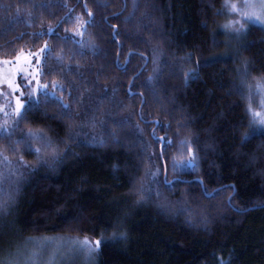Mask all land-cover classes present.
<instances>
[{
	"label": "trees",
	"instance_id": "trees-1",
	"mask_svg": "<svg viewBox=\"0 0 264 264\" xmlns=\"http://www.w3.org/2000/svg\"><path fill=\"white\" fill-rule=\"evenodd\" d=\"M135 2L134 9L133 0H0V58H13L20 48L35 51L47 41L42 80L65 86L32 99L34 106L10 135L0 134V149L39 163L24 147L42 148L27 136L29 129L42 130L61 149L70 146L55 168L38 164L24 176L0 255L28 236L64 234L109 237L95 264H264V135L257 131L241 142L250 131L247 99L233 91L245 57L251 60L249 78L264 80V29L251 25L231 41L221 28L224 0ZM78 16L92 21L82 36L76 35ZM41 30L44 35H33ZM225 39L240 48L239 59L212 56L225 48L215 42ZM79 40L91 46L73 56ZM57 55L71 71L62 70ZM189 69L196 71L185 80ZM61 94L71 115L60 106ZM161 138L171 143L165 146ZM185 138L189 144L182 150ZM188 146L197 153L196 167L173 171L174 159L188 158ZM165 165L167 178L181 181L171 190L146 175L159 166L163 181ZM141 178L167 201L153 195L137 203L133 183L138 187ZM113 232L127 238L113 240Z\"/></svg>",
	"mask_w": 264,
	"mask_h": 264
},
{
	"label": "snow or ice",
	"instance_id": "snow-or-ice-1",
	"mask_svg": "<svg viewBox=\"0 0 264 264\" xmlns=\"http://www.w3.org/2000/svg\"><path fill=\"white\" fill-rule=\"evenodd\" d=\"M226 4L229 7L231 12L237 13V18L228 21L222 27L225 29V36L236 35L239 36L243 34L248 26L252 23L259 24L264 27V0H240L239 6L237 3L231 2V0H225ZM138 7L135 0H133V8ZM21 9L19 7L16 8V12L19 13ZM29 15H31L29 13ZM89 17L92 16L91 11L88 13ZM131 15V14H130ZM130 17H126L128 19ZM11 19V17H9ZM77 28L76 35L82 36L83 29L89 23H91V19L84 20L82 17H76ZM47 33L52 34L54 31V26L49 25L47 28ZM45 34V30H41L40 32L34 33V36H42ZM61 39H68L67 35L60 37ZM79 44V50H73L72 55H78L82 53V50L86 46L83 40L76 41ZM223 43L225 48L223 51L212 53V56L217 58H229V59H239L240 58V48H233L228 39L222 41H216L215 44ZM50 46L45 41L44 45L37 49L36 52H32L31 50L25 51L24 48H20L19 51L13 58H0V65H8L7 75L4 74V70L0 68V81L5 82L8 88L11 90V94L14 95L15 99V107L12 109L14 113L15 123L12 127H15L19 124L20 119L25 118V113H27L31 107L34 105L29 101L28 98L32 97L34 93H36L39 89H48L49 85L47 83H41L40 73L43 70L42 59L46 53L50 51ZM46 58V57H45ZM58 63L63 65V69H68L71 71L69 65L63 64V57L57 55ZM145 59H147L145 57ZM159 56L158 50L153 49V63L156 65L158 63ZM205 60H209V57H205ZM200 62L197 61V64ZM250 58H243L241 60V64L237 66L236 71L239 75V82L234 85L233 91L240 94L242 98L247 97L251 100L254 89L264 94V83L260 82L259 78L253 77L252 79L256 80V84L253 83L249 79L250 75ZM23 65H28V67H24ZM80 64L77 61L75 65V70L79 73ZM158 68H154V72L158 71ZM195 69H189L187 73H185V80L192 78L191 74L195 72ZM15 74H22L24 76V80L26 81L27 87L31 89V91L25 93L22 90V85L20 82H17L15 79ZM82 75V73H79ZM31 77V79H29ZM155 77L150 75L148 77L149 80L154 79ZM99 79V77H97ZM35 84V87L32 85ZM51 87L53 90L55 89H63L65 86L58 80L51 81ZM102 91L105 92L107 90V84L100 86ZM70 91V89H69ZM85 91H89L85 89ZM16 93H19L18 95ZM54 94V92H53ZM45 96L48 95V92L45 91ZM83 93H81V97ZM60 106L64 111L71 115L72 106L69 103H65L63 100V95L58 98ZM82 103V99L80 100ZM39 100L37 99L36 105H38ZM102 103V101H101ZM245 113L247 115V122L249 125L250 131L244 133L241 136V142H247L253 135L256 134L257 130H259L261 135H264V112L253 109L251 103H249L245 107ZM78 115L80 113H77ZM7 116L8 113H5ZM91 122L93 125L97 122L95 116L91 118ZM101 124L104 123L103 120L99 121ZM126 122V121H125ZM243 123V121L241 122ZM139 128V125H136ZM9 125L7 120H5L2 124H0V130H7ZM10 135V133H8ZM27 136L32 139H38L41 141L42 148L45 150V155H41L42 148L35 147L31 143H25L24 147L26 150H33L37 156L38 162L50 169H53L57 166L58 162H61L65 156L69 154L70 146H67L66 149L59 148L56 144H54L51 137L47 136L42 130L33 131L32 129L28 130ZM112 137L114 142H119L118 137L115 134V131L112 132ZM103 141V137H101V142ZM162 143H171V141H164L161 138ZM17 145L21 143V141L15 142ZM181 149L183 150L184 145H188L189 141L187 138L182 139L180 141ZM15 150V149H14ZM188 158L187 160L174 159L172 162V170L179 171L185 165L191 166L193 168L196 167L197 161V153L193 150L191 146L187 147ZM155 155V154H151ZM159 155L162 157L164 152L161 151ZM4 160L7 161V157H4ZM19 160L22 161L23 157H19ZM11 163L10 161L8 162ZM31 167H36L35 165ZM164 179L163 181L159 180L158 177L161 175V168L156 166L154 168H148L146 170V175L150 178L152 184H163L169 190L173 188L176 183L181 182L180 177H173L172 180L167 178V166L165 165L163 168ZM5 173L0 171V177H3ZM7 176L10 177V183L7 188H0V239L3 237L10 235V223L7 220V216L10 214L9 210L15 205L17 201V196L20 191L21 181L24 179V173L18 167L11 168L10 171L7 172ZM133 194L137 196V203L141 201H145L151 196L155 195L157 198L163 197L165 201H167V197L164 196V193L161 192L158 188H153L151 184L146 185L143 178L139 180V186L137 187L136 183H133ZM163 206V205H161ZM72 219H76V217H72ZM14 223V222H13ZM111 239H126L125 232H113L111 234ZM105 239H109V237L96 238L94 240L89 239L88 237L73 238V237H64V236H43V237H35L28 236L23 240L19 241L14 248H11L7 251L6 254L0 255V264H67L71 257L75 255H83L88 264H95V256L97 254L98 249L101 247L102 242ZM46 254V259H42ZM221 264H230V261H221Z\"/></svg>",
	"mask_w": 264,
	"mask_h": 264
},
{
	"label": "rangeland",
	"instance_id": "rangeland-1",
	"mask_svg": "<svg viewBox=\"0 0 264 264\" xmlns=\"http://www.w3.org/2000/svg\"><path fill=\"white\" fill-rule=\"evenodd\" d=\"M231 2L237 3L238 6L240 4V0H231ZM222 13H223L224 18H223V21L221 24V28L225 31V29L222 27V25H224L225 23H227L230 20L236 19L238 14L235 12H231L229 10V7L226 4L225 0L223 3ZM251 25H257V26L262 27L259 24L252 23L248 26V28ZM248 28L246 29V31L248 30ZM262 28L264 29V27H262ZM241 35H239V36L231 35V36H229V39L231 41H236V40H239ZM26 51H28V50H26ZM36 51L37 50L32 51V52H36ZM42 58H43V56L41 57V59ZM23 66L28 67V65H23ZM0 68H2L4 70V74L7 75L8 65H0ZM41 73H42V71H41ZM41 73H40V76H41ZM15 79L17 80V82L21 83L22 90L25 93L31 91V89L29 87H27L26 81L24 80V76L22 74H15ZM29 79H31V77H29ZM249 79L253 83V85L256 84V82H257L256 80H254L252 78H249ZM259 79H260L261 83H264L263 79H261V78H259ZM41 83L42 84L46 83L42 80V77H41ZM32 87H35V84H33ZM50 87H51V85H49L48 89H43V88L39 89L36 93H34V95L32 97L28 98L29 101H32V99H34L38 94L45 93V91L53 94L54 90ZM16 94L18 95L19 93H16ZM246 99H247V105L249 103H251L253 109L264 112V94H262L259 91L254 89L251 100H249L247 97H246ZM14 107H15L14 95L11 94V90L8 88L7 84L5 82L0 81V124H2L5 120H7V123L9 125V128L7 130H0V134L9 133L17 127V125L15 127H12L15 123L14 113L12 112V109ZM5 113H8V115L6 116ZM257 131H259V130H257ZM41 155H45V153L41 151ZM4 157H7V161L4 160ZM184 160H187V159H184ZM9 161L11 162L10 164L8 163ZM38 164L40 165V163H37L35 166L38 167ZM31 166H33V165L28 163L25 160L20 161L19 159H15V158H11V157L7 156L0 149V171H3L5 173V175L3 177H0V183L6 184L10 181L11 178L7 176V172L10 171L11 168H13V167L20 168L21 171L24 173V176H25L27 173H29L34 168H36V167H31ZM187 166L188 165H185L184 167H187ZM43 236H64V237H73V238H80V239L87 237V236L64 235V234H62V235H55V234H53V235H39V236H35V237H43ZM88 238L94 240L93 238H90V237H88ZM6 253H7V251L5 252V254ZM42 259H46V254L44 257H42ZM67 264H88V261L86 260V258L83 255H75V256L70 258V260L67 262Z\"/></svg>",
	"mask_w": 264,
	"mask_h": 264
}]
</instances>
